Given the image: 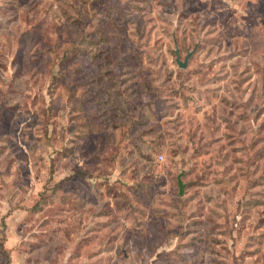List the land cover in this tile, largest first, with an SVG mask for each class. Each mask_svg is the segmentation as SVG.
<instances>
[{"label":"rangeland","instance_id":"374dc122","mask_svg":"<svg viewBox=\"0 0 264 264\" xmlns=\"http://www.w3.org/2000/svg\"><path fill=\"white\" fill-rule=\"evenodd\" d=\"M0 264H264V0H0Z\"/></svg>","mask_w":264,"mask_h":264},{"label":"water","instance_id":"95a60500","mask_svg":"<svg viewBox=\"0 0 264 264\" xmlns=\"http://www.w3.org/2000/svg\"><path fill=\"white\" fill-rule=\"evenodd\" d=\"M176 53H177V63L180 65V67H186L187 66V59H188V56L186 57L185 61L182 62L181 61V54H180V51L177 49L176 50ZM178 184H179V189H180V195H183L184 194V187H185V184L182 180V173L178 176Z\"/></svg>","mask_w":264,"mask_h":264},{"label":"trees","instance_id":"16d2710c","mask_svg":"<svg viewBox=\"0 0 264 264\" xmlns=\"http://www.w3.org/2000/svg\"><path fill=\"white\" fill-rule=\"evenodd\" d=\"M2 246H3V248H4V243H3V245H2Z\"/></svg>","mask_w":264,"mask_h":264}]
</instances>
